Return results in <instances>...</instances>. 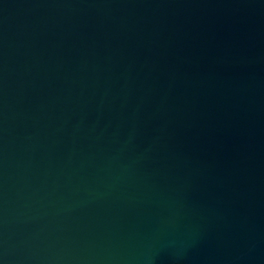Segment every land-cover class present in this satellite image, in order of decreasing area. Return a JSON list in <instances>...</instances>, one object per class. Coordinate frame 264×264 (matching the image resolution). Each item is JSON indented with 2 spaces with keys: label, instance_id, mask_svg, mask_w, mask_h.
<instances>
[{
  "label": "water",
  "instance_id": "water-1",
  "mask_svg": "<svg viewBox=\"0 0 264 264\" xmlns=\"http://www.w3.org/2000/svg\"><path fill=\"white\" fill-rule=\"evenodd\" d=\"M0 264H264V0H0Z\"/></svg>",
  "mask_w": 264,
  "mask_h": 264
}]
</instances>
